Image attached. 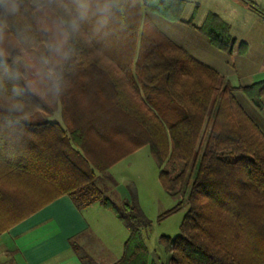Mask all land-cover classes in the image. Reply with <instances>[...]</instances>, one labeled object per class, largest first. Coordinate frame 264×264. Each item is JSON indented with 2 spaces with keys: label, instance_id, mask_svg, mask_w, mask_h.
Segmentation results:
<instances>
[{
  "label": "trees",
  "instance_id": "obj_1",
  "mask_svg": "<svg viewBox=\"0 0 264 264\" xmlns=\"http://www.w3.org/2000/svg\"><path fill=\"white\" fill-rule=\"evenodd\" d=\"M100 3L108 11L91 17L81 30L90 39L91 48L108 52L127 49L128 62L112 55L121 66L131 65L139 51L137 65L144 71L140 82L162 130L160 143L150 139L151 152L165 192L178 200L158 220L181 211L186 200L188 203L180 234L160 238L168 264H264V132L235 96L241 91L262 110L264 80L233 87L144 20L146 10L171 22H184L187 0ZM102 19L109 31L111 23L118 24L119 32L128 33L132 40L116 48L114 41H92L90 24ZM185 23L220 51L233 54L238 48L245 50V43L234 38L230 25L215 13H209L201 26L194 24V16ZM12 31L16 33L15 28ZM17 34L22 46L12 48L11 56L18 61L22 92L13 94L11 83L0 88V177L46 179L55 187L54 196H70L79 209L101 204L131 229L124 254L114 264H149L150 252L141 228L149 227L151 221L137 204L135 192L131 201L115 202L96 182L97 172H106L108 165L95 167L72 132L57 123L33 119L36 112L54 109L29 103L36 94L23 79L28 76L23 62L39 47L49 62L50 55L35 22L30 40ZM160 96L162 105L157 103ZM10 223L0 219V234Z\"/></svg>",
  "mask_w": 264,
  "mask_h": 264
},
{
  "label": "crops",
  "instance_id": "obj_2",
  "mask_svg": "<svg viewBox=\"0 0 264 264\" xmlns=\"http://www.w3.org/2000/svg\"><path fill=\"white\" fill-rule=\"evenodd\" d=\"M209 13H215L230 25L232 36L245 43L244 52L239 48L233 54L220 51L205 35L185 23L194 16V24L201 26ZM143 14L145 22L153 23L233 87L264 80V9L254 0H187L184 22H171L146 10ZM103 22L102 19L90 24L92 41H114L116 48L132 40L128 33L119 32L118 24L111 23L109 31ZM89 41L81 30L72 42L77 48H73L69 59L50 56L49 64L45 65L42 59L45 50L39 47L31 59L24 60L22 69L28 76L23 79L36 94L30 100L31 106L54 109L36 112L33 119L48 120L72 132L95 167H109L106 172H97V184L120 203L131 201L132 191L135 192L136 202L146 215L137 192L120 184L114 174L115 169L146 148L152 154L150 139L160 143L162 136L156 109L140 82L144 71L137 65L139 51L131 65L121 66L113 56L128 62L127 49L108 52L91 48ZM51 67L55 68V75L49 74ZM235 96L264 132V98L262 110L251 105L249 112L244 106L249 104L247 97L241 91L235 92ZM15 102L23 104L20 100ZM157 103L162 105V96ZM56 145L59 147L60 142ZM10 184L9 189L0 185V203L5 205L0 216L17 220L0 234V264H88L85 258H90V264H114L123 256L131 229L119 219L112 221L118 238L114 243L103 219L109 217L101 204L79 209L70 196H54L55 187L46 179H14ZM147 228H141L142 236ZM160 238L151 249L143 237L150 252L149 264H168ZM103 251L112 253L110 262H102Z\"/></svg>",
  "mask_w": 264,
  "mask_h": 264
},
{
  "label": "clouds",
  "instance_id": "obj_3",
  "mask_svg": "<svg viewBox=\"0 0 264 264\" xmlns=\"http://www.w3.org/2000/svg\"><path fill=\"white\" fill-rule=\"evenodd\" d=\"M108 11L100 0H0V88L12 84V93L19 96L21 75L18 61L11 56V49L21 47L20 33L31 39L33 22L46 38L51 57L67 60L73 53L72 42L83 24L91 17ZM16 29V33L12 29ZM45 65L49 60L42 58ZM9 60L12 62L9 63ZM55 75V68H49Z\"/></svg>",
  "mask_w": 264,
  "mask_h": 264
},
{
  "label": "rangeland",
  "instance_id": "obj_4",
  "mask_svg": "<svg viewBox=\"0 0 264 264\" xmlns=\"http://www.w3.org/2000/svg\"><path fill=\"white\" fill-rule=\"evenodd\" d=\"M254 1L262 9H264V0ZM245 99L249 104L245 103L244 106L250 112V107L253 104L247 98ZM29 103L31 104V102ZM127 164L128 167H126ZM159 172L160 169L157 160L147 148L145 151H141L140 153L131 157V159H129L128 162H125L119 169L114 170L117 181L122 185H127L128 189L132 188V190H135L138 194V198L141 200L143 207L146 209V217H148V219L151 221V225L143 233V237L151 249H153L155 246L158 237L162 235L175 237L180 234L181 224L188 209V203L186 200L181 211L161 221L158 220L159 215L172 208L178 200L177 198L169 196L165 192L159 179ZM14 179L15 178L13 176H1L0 185L6 189H9L11 185L10 183L13 182ZM98 183L101 184L100 181ZM129 183L133 185H129ZM117 203L121 204L120 202ZM4 207L5 205L0 203V210ZM104 211H106L105 215L111 219L110 222L108 218H103L105 220V224L108 226V230L111 232L113 242L116 243L118 242V238L116 237L112 221H118V218L114 213L108 210ZM0 219H3V221L4 219L7 220V223L15 220L9 217L4 218L2 216H0ZM97 245L102 246L101 243H97ZM102 250L105 249L102 247ZM102 253L103 255L101 256V260L103 263L110 262V260L113 259L112 253L107 251H103ZM85 260L88 264L91 263L90 258H85Z\"/></svg>",
  "mask_w": 264,
  "mask_h": 264
}]
</instances>
